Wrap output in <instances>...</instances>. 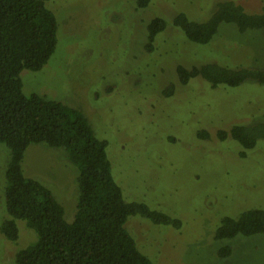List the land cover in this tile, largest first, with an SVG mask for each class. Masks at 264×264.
<instances>
[{
	"label": "rangeland",
	"instance_id": "obj_1",
	"mask_svg": "<svg viewBox=\"0 0 264 264\" xmlns=\"http://www.w3.org/2000/svg\"><path fill=\"white\" fill-rule=\"evenodd\" d=\"M47 0L57 22V44L39 71L20 73L24 95L37 94L83 113L106 152L126 202L144 203L179 219L180 228L133 216L125 228L153 264H264V234L215 240L223 217L250 209L264 211V142L240 157V146L216 138L234 125L264 123V85L247 81L235 88H212L201 78L178 85L176 67L214 63L225 67L264 66V30L239 33L222 24L205 45L189 42L173 25L183 13L205 22L218 2L232 1L259 13L264 0ZM165 22L154 51L145 52L147 26ZM174 84L170 97L163 89ZM210 137L199 138V131ZM8 148L0 144V225ZM26 177L47 187L73 220L77 169L65 152L31 145L22 160ZM17 243L0 231V264H14L15 252L36 240L15 220ZM223 246L231 254L219 258Z\"/></svg>",
	"mask_w": 264,
	"mask_h": 264
},
{
	"label": "trees",
	"instance_id": "obj_2",
	"mask_svg": "<svg viewBox=\"0 0 264 264\" xmlns=\"http://www.w3.org/2000/svg\"><path fill=\"white\" fill-rule=\"evenodd\" d=\"M47 0H0V144L9 150L5 169L4 205L9 219L0 225L2 235L18 241L15 220L33 230V244L15 252L14 264H153L139 251L125 228L129 217L140 216L155 225L180 228L181 221L151 209L144 203L126 202L115 182L107 157V141L96 137L83 113L37 94L24 95L20 73L39 71L54 53L57 22L48 10ZM150 0H137L138 9ZM222 24L233 25L239 33L264 30V6L259 13L247 12L232 1L218 2L205 22L189 20L179 13L173 25L185 38L198 45L209 43ZM165 28L160 18L147 26L145 52L154 51L153 42ZM178 85L201 78L212 88H235L247 81L264 85L262 68L225 67L214 63L176 67ZM174 84L162 91L172 96ZM217 139L230 138L241 151L240 157L264 142V123L234 125L215 132ZM199 138H208L199 131ZM31 145L61 149L77 169L78 196L71 222L64 219L63 207L39 181L26 177L22 160ZM264 234V211L250 209L237 217H223L214 233L215 240ZM231 248L223 246L219 258L229 257Z\"/></svg>",
	"mask_w": 264,
	"mask_h": 264
}]
</instances>
